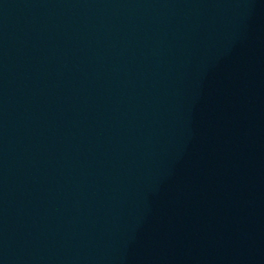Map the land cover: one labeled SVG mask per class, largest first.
Returning <instances> with one entry per match:
<instances>
[{
	"label": "water",
	"instance_id": "water-1",
	"mask_svg": "<svg viewBox=\"0 0 264 264\" xmlns=\"http://www.w3.org/2000/svg\"><path fill=\"white\" fill-rule=\"evenodd\" d=\"M0 264H264V0H0Z\"/></svg>",
	"mask_w": 264,
	"mask_h": 264
}]
</instances>
